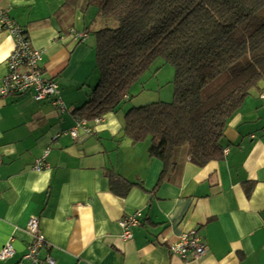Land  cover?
I'll return each instance as SVG.
<instances>
[{
  "label": "crops",
  "instance_id": "0c3cea01",
  "mask_svg": "<svg viewBox=\"0 0 264 264\" xmlns=\"http://www.w3.org/2000/svg\"><path fill=\"white\" fill-rule=\"evenodd\" d=\"M63 0H0V11L23 27L42 50V76L58 86L61 111L30 94L0 97V249L13 239L15 254L0 264H264V79L228 120L223 153L203 166L185 154L164 169L148 153L149 139L123 136L125 107L87 122L73 111L99 79L96 38L103 26L97 9L69 11ZM73 31L84 32L75 39ZM13 48L0 28V83ZM77 127L76 136L69 132ZM49 147L47 167L32 169ZM112 170L134 183L114 193ZM139 211V224L124 239L119 221ZM37 217L46 244L38 263L23 256L31 237L25 230ZM195 229L205 253L185 258L170 244Z\"/></svg>",
  "mask_w": 264,
  "mask_h": 264
},
{
  "label": "trees",
  "instance_id": "16d2710c",
  "mask_svg": "<svg viewBox=\"0 0 264 264\" xmlns=\"http://www.w3.org/2000/svg\"><path fill=\"white\" fill-rule=\"evenodd\" d=\"M95 7L99 79L73 111L86 122L117 112L129 89L162 58L174 67L171 101L129 106L123 136L149 139L148 153L164 164L187 155L203 166L223 153L224 129L264 79V0H63L62 8ZM263 88L261 89V91ZM110 189L125 195L134 183L110 170Z\"/></svg>",
  "mask_w": 264,
  "mask_h": 264
},
{
  "label": "built area",
  "instance_id": "2783aa9c",
  "mask_svg": "<svg viewBox=\"0 0 264 264\" xmlns=\"http://www.w3.org/2000/svg\"><path fill=\"white\" fill-rule=\"evenodd\" d=\"M0 28L6 31L12 38L13 48L6 60L7 72L0 83V97L20 96L30 94L35 101L49 100L51 104L61 111L65 109L63 101L58 97V86L52 79L42 76V50L32 47L30 39L23 27L15 23L9 15L8 9L0 11ZM75 39H83L84 32L73 31ZM259 97L264 100V89L259 93ZM101 119L96 118L94 122ZM78 125L87 132L91 129L86 126L85 120L77 119ZM73 137L77 134V127L69 132ZM49 147H46L39 157L34 161L32 169L34 171L44 170L48 165L46 157ZM139 211L132 215L125 216L119 221L122 229V237L130 239L132 237L131 228L139 224ZM26 232L31 237V242L26 247L23 256L33 263H38V252L46 244L44 235L41 232L37 217H30L26 223ZM172 254L185 258L188 253L193 257H200L205 253V246L195 229L180 235L178 240L169 246ZM15 254L13 239H9L0 249V260H6ZM48 264H54L51 257L46 258Z\"/></svg>",
  "mask_w": 264,
  "mask_h": 264
},
{
  "label": "rangeland",
  "instance_id": "374dc122",
  "mask_svg": "<svg viewBox=\"0 0 264 264\" xmlns=\"http://www.w3.org/2000/svg\"><path fill=\"white\" fill-rule=\"evenodd\" d=\"M95 37L94 33H91ZM174 67L165 63L162 58H156L140 79L129 89L130 101L123 107L147 104L154 101H171L174 90ZM122 107V108H123Z\"/></svg>",
  "mask_w": 264,
  "mask_h": 264
}]
</instances>
